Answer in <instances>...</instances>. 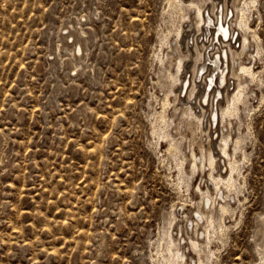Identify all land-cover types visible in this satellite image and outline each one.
Segmentation results:
<instances>
[{
  "label": "rangeland",
  "instance_id": "1",
  "mask_svg": "<svg viewBox=\"0 0 264 264\" xmlns=\"http://www.w3.org/2000/svg\"><path fill=\"white\" fill-rule=\"evenodd\" d=\"M173 1L0 0V264H162L165 215H173L174 237L187 236L177 222L190 227L197 218V185L204 188L208 181L215 189L200 169L180 178L178 162L189 171L185 141L174 156L162 138L166 129L175 134L181 117L167 128L161 123L164 97V113L171 117L174 92L191 75L186 63L170 83L175 69L167 54L176 28L186 26ZM229 1L232 15L225 22L237 33L235 41L228 39L237 50L244 30L231 23L236 9ZM209 3L203 11L212 29ZM251 4L245 32L251 54L245 62L256 76L246 79L238 115L224 122L233 128L229 144L240 135L243 148L236 153L239 185L223 215L228 229L209 244L212 264H256L258 258L264 0ZM201 33L191 32L189 43L193 36L205 39ZM181 244L195 259L188 240Z\"/></svg>",
  "mask_w": 264,
  "mask_h": 264
},
{
  "label": "bare ground",
  "instance_id": "2",
  "mask_svg": "<svg viewBox=\"0 0 264 264\" xmlns=\"http://www.w3.org/2000/svg\"><path fill=\"white\" fill-rule=\"evenodd\" d=\"M208 1L210 2L209 6H211L210 12L214 16L211 18L212 20L208 21L209 24H213L212 29L205 23L207 18L203 11ZM219 1H221L222 4L220 5L223 7L220 11L214 12ZM254 1H229L236 9L235 19L233 21L230 19L231 23L234 22L235 26L238 25L240 29L244 30L241 44L237 50L231 48L227 36L228 31L232 35L233 30H230L228 23L227 28L222 27L223 22L227 20L226 3L228 0L173 1L174 9L178 11L181 20L186 19V26L181 24L176 28L177 39H175L170 53L167 54V64L171 68L174 66L175 69V72L169 75V78H171L170 83L172 85L175 84V81H178L179 77L176 74L184 72L188 68L187 64H191V75H186L185 80L184 78L181 80L182 84L180 83L179 91L174 92L171 117H167L164 113L165 105L169 103L168 97H164L166 99L163 101V109L160 114L158 113L162 120L161 123L164 122L163 124L167 128L172 122H175L174 117L176 115L180 114L181 117H178L179 122L173 126L175 134L166 129L162 132V138L168 143V152L172 151V153L173 151L179 153L180 145L183 140L185 141L188 154L183 156H187L189 171L183 170L182 161L178 162L180 178L183 174H187L188 177L192 176L196 170L200 169L201 172H206V176L213 183L215 192L208 187V181H205L204 188H201L200 184L197 185L196 190L199 191L202 200L199 204L201 207L199 206L200 209L197 211V218L193 221L190 220V227L180 225L177 222V229L184 231L186 237H176V235L174 237L170 230L172 222L175 221L174 218H171L173 215L170 217L164 216L161 233L163 234L162 237L165 235V245L158 252L159 257L162 259L159 262L162 264H212L209 260L213 250L209 247V244L212 239L218 238L228 229L224 224L223 215L230 212V192L239 185L237 179L240 174V159L236 156V153L238 149L242 150L241 142L243 139L240 135H237L230 145V135L233 128L230 126L229 129V126L227 127L224 122L227 117L238 115V104L246 100V79H255L256 76V72L245 62L251 54L246 49L247 37L245 32L250 28L247 23V12L249 5L254 4ZM233 29L235 30V28ZM194 30L196 32L202 31L203 34H201L204 35L205 39L200 37L202 40L197 41L196 36H193V43L191 44L189 43V34ZM80 43V40L77 39L73 44V50L77 54L81 52ZM210 45H213V51L208 50ZM188 59L190 60L187 61ZM166 70H168V67H166ZM224 84L226 85L224 86ZM223 86L224 89H222ZM230 86H233L231 91L229 90ZM170 89L167 92L170 93L172 91ZM181 94L186 95L183 97ZM229 125H231V122H229ZM159 128L161 129V127ZM160 129L158 132H160ZM215 138L216 140H214ZM241 152L242 157L245 158L244 151ZM177 153H173V155L175 156ZM220 158L224 159L225 173L221 172L224 166ZM260 220L258 226H260L261 238L259 242H256L259 245L256 264H264V216ZM185 239L188 240L186 247L195 253V259L186 252L185 246H181Z\"/></svg>",
  "mask_w": 264,
  "mask_h": 264
}]
</instances>
